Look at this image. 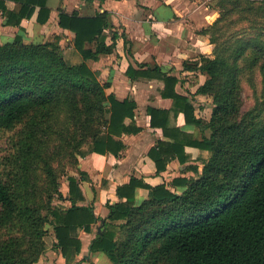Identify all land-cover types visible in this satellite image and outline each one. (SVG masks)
Instances as JSON below:
<instances>
[{
  "label": "trees",
  "instance_id": "trees-1",
  "mask_svg": "<svg viewBox=\"0 0 264 264\" xmlns=\"http://www.w3.org/2000/svg\"><path fill=\"white\" fill-rule=\"evenodd\" d=\"M5 1L0 0L5 24L19 25L36 6L37 22L47 21L45 0H13L21 4L18 13L8 11ZM216 6L218 17L202 30L214 46L211 56L183 63L185 70L206 76L191 100L175 91L178 79L159 67L127 68L132 80L162 81L160 95L172 101L168 110L147 109L150 126L168 138L148 153L156 174L173 160L189 162L186 146L209 155L200 173L190 167L195 178L150 186L132 177L117 187L120 201L107 205L104 231L91 246L112 264H264V0H217ZM58 23L74 33L79 64L65 60L59 37L29 44L17 37L0 45V131L22 125L14 171L0 179V264L37 263L46 249L47 226L62 256L75 258L81 251L75 232H90L97 219L92 205L77 204L82 195L74 177L68 178L70 206L54 204L64 200L60 179L68 173L65 164L76 170L85 148L118 156L125 147L119 138L141 130L125 124L134 117L136 103L107 94L110 83L86 64L112 54L120 37L129 43L108 13L80 17L60 11ZM245 86L255 95L246 110ZM198 95L211 107L207 120L195 115ZM171 114H182L201 136L172 127ZM138 188L149 190L139 204Z\"/></svg>",
  "mask_w": 264,
  "mask_h": 264
},
{
  "label": "crops",
  "instance_id": "crops-1",
  "mask_svg": "<svg viewBox=\"0 0 264 264\" xmlns=\"http://www.w3.org/2000/svg\"><path fill=\"white\" fill-rule=\"evenodd\" d=\"M217 0H45L49 10L47 21L37 22L40 8L36 6L29 18H23L19 25L5 24L6 18L0 11V45L21 37L24 43L52 42L59 37V46L65 60L69 64H79L81 55L74 47V33L59 26V13L77 14L80 17H94L97 14L108 13L118 35L122 33L129 41L127 45L120 37L112 54L102 55L97 60H87L86 64L100 78L108 81L110 87L107 94H114L117 100H132L136 103L132 119L127 118L125 124L133 123L141 129L136 134H123L119 139L124 149L115 156L111 153L99 154L84 149V154L78 158L76 170L69 171L62 181L60 192L64 200L55 199V205L67 208L68 178L79 181L82 198L79 206H93L96 222L90 232L79 229L75 236L81 241L80 253L71 260H66L59 249L55 247L56 238L50 226L44 240L46 249L35 264H112L107 255L101 251H92L97 228L104 225L109 215L108 204L120 201L116 194L117 187L127 184L132 177L141 179L150 186L169 185L174 178H195L196 172L190 167H196L201 172L203 162L208 158V152L194 147H185V153L190 160L181 165L178 160L171 161L165 172L156 174V166L148 153L158 141H168L160 128L150 126L149 107L171 109L172 101L162 98L160 89L163 82L158 79L139 78L132 80L127 77L129 65L134 69L139 66L152 68L157 66L161 71L178 79L175 91L188 97L195 94L197 88L204 83L206 76L199 72L185 70L183 63L194 61L201 55L211 56L213 44L209 35L202 30L212 24L218 17ZM8 11L20 12L21 4L6 0ZM43 16V15H42ZM109 30H105L107 44L111 43ZM207 102V103H206ZM195 115L209 119L206 97L198 95L193 101ZM207 107L209 115H203ZM210 108V106H209ZM207 110V111H208ZM206 111V110H205ZM171 126L181 129L188 135L200 134L198 128L187 124L183 115L173 117ZM204 136L209 131L203 132ZM174 190V189H172ZM149 190L138 188L135 192L136 203L147 199Z\"/></svg>",
  "mask_w": 264,
  "mask_h": 264
},
{
  "label": "rangeland",
  "instance_id": "rangeland-1",
  "mask_svg": "<svg viewBox=\"0 0 264 264\" xmlns=\"http://www.w3.org/2000/svg\"><path fill=\"white\" fill-rule=\"evenodd\" d=\"M226 26H223V30H228L227 22H225ZM261 87L260 85L258 86ZM244 109H250L253 107L255 103V95L253 93V90L249 88V86L244 87ZM207 103V102H206ZM208 109L211 110V107ZM207 107H205V110L203 112V115H209L210 110H208ZM208 110V111H207ZM22 130V125L19 124L16 127H14L11 130H1L0 131V179L6 180L8 179V176L11 172L14 171V157L16 154V145L18 142V134ZM68 164H65V168L67 172L68 170ZM64 177V176H63ZM63 177L60 179V187L62 185V181L64 180ZM55 204V203H54ZM47 230L50 226H47Z\"/></svg>",
  "mask_w": 264,
  "mask_h": 264
},
{
  "label": "water",
  "instance_id": "water-1",
  "mask_svg": "<svg viewBox=\"0 0 264 264\" xmlns=\"http://www.w3.org/2000/svg\"><path fill=\"white\" fill-rule=\"evenodd\" d=\"M97 232H98V233H101V228L98 227V228H97Z\"/></svg>",
  "mask_w": 264,
  "mask_h": 264
}]
</instances>
